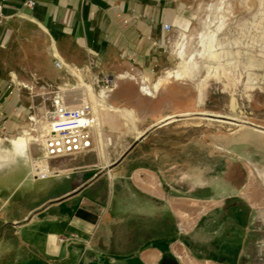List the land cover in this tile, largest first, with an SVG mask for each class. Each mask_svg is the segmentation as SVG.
I'll list each match as a JSON object with an SVG mask.
<instances>
[{"label":"crops","instance_id":"obj_1","mask_svg":"<svg viewBox=\"0 0 264 264\" xmlns=\"http://www.w3.org/2000/svg\"><path fill=\"white\" fill-rule=\"evenodd\" d=\"M28 1L0 0V137L10 142L7 152L14 148L10 137L30 133L28 121L57 87L106 73L170 70L171 36L192 21L196 2ZM124 116H103L114 137L105 155L96 142L90 153L53 161L48 178L36 177L42 155L32 146L29 157L1 159L0 264H186L202 253L209 262L233 255L232 238L218 244L217 231L211 235L226 215L214 213L211 187L202 193L199 150L171 155L163 142H147L160 135L167 115L145 126L147 116L136 112V129L120 122Z\"/></svg>","mask_w":264,"mask_h":264},{"label":"rangeland","instance_id":"obj_2","mask_svg":"<svg viewBox=\"0 0 264 264\" xmlns=\"http://www.w3.org/2000/svg\"><path fill=\"white\" fill-rule=\"evenodd\" d=\"M195 1L192 21L177 27L171 36L176 58L174 66L168 70H174L182 61L175 51L188 36L187 53L195 56L194 62L199 66L194 70L195 79L192 76L180 82L169 80L154 92V96L142 93L141 81H145L153 92L156 83L168 71L122 72L121 75H135L136 81L118 78L110 93H104L103 87L93 83L104 74L85 84L92 86L97 100L103 106H109L110 112H115L112 106L119 107L125 115L120 122L128 128H137L136 112H144L147 116L145 126L158 122L155 117L186 114L163 123L160 135H154L147 142H163L169 146L171 155L178 149L189 155L193 146L199 150L202 193L211 187L216 196L214 213L227 218L217 228L213 227L211 235L217 231L218 244L224 236L232 238L234 246L233 255L226 259L218 256L209 262L204 253H198L201 256L198 262L187 257L186 264H264V180L261 177L264 174V0ZM210 31L215 32L213 51L219 54L218 58L201 55L207 54L209 45L208 40L202 41L201 35ZM208 72L211 77L200 97L199 83ZM120 81H127L128 87L122 90ZM83 85L71 91L77 100ZM131 97L133 103H130ZM233 99L237 103L234 110ZM77 104L73 102V105ZM38 106L40 111L34 115L36 121H28V131L35 138L44 127L47 128L46 113L52 108L50 100H43ZM103 129L104 144L96 137L101 157L108 148L112 149L111 145L107 148L104 145H109L110 140L114 143L108 127ZM13 138L16 137H10ZM7 144L10 142L5 144L0 137V155L8 154L4 151ZM30 146L37 151V156L43 155L42 142L33 141ZM185 171L188 189L193 186L188 180L192 169L187 166ZM245 217L256 220L252 225Z\"/></svg>","mask_w":264,"mask_h":264},{"label":"built area","instance_id":"obj_3","mask_svg":"<svg viewBox=\"0 0 264 264\" xmlns=\"http://www.w3.org/2000/svg\"><path fill=\"white\" fill-rule=\"evenodd\" d=\"M27 5L33 7L35 2L30 0ZM2 10L0 4V15ZM171 28L170 25H165V30L170 31ZM61 65L60 62L57 63L58 67ZM119 77L104 74L93 83L103 87L104 93H110L114 91ZM90 87L93 92L92 86ZM72 90L74 88L57 87L52 94V108L46 113L48 131L42 143L44 153L35 160V174L38 178L52 176L54 173L51 164L57 159H67L93 151L103 116L110 112L109 106H103L99 99L97 102L92 99L88 88L81 91L78 100L71 93ZM73 102L78 104L73 105ZM35 119L31 117L30 120L36 121Z\"/></svg>","mask_w":264,"mask_h":264},{"label":"bare ground","instance_id":"obj_4","mask_svg":"<svg viewBox=\"0 0 264 264\" xmlns=\"http://www.w3.org/2000/svg\"><path fill=\"white\" fill-rule=\"evenodd\" d=\"M202 41L204 42V40H208L209 41V45H208V51L207 54L206 53H201L203 58H218L219 54L215 53V51H213V41L215 40V32L210 31L208 33L203 32L201 35ZM188 36L184 37V40L180 43L179 47L177 48V50L175 51L177 54V57H179L182 61L178 64L177 68H175L174 70L168 71L166 72L165 77L160 78L159 81L156 83V85L154 86V91L152 92L150 90V88L147 86V84L145 83V81H141V91L142 93L148 95V96H154V92H158L160 90L161 87H163L165 85V83L169 80H173L176 82H180V81H184L187 77L195 79V74H194V70L197 69L198 63L194 62V55L190 54L188 55L187 50H188ZM211 77V74L208 72L207 76L201 80V82L199 83V96L201 97L203 94V88L208 86V79ZM125 78H129L132 79L134 81H136V76L132 75V74H122L120 75L119 79H125ZM84 87H82V92L85 91V88H88L90 90V94L92 96V99H94L95 102H97L96 96L94 95V92H92L90 85H87L85 83H83ZM232 109L234 110L236 108V100L233 99L232 102ZM113 110H115L114 113H118L121 112L119 107L116 106H112ZM110 113V112H109ZM181 116H186V114H179V115H167L163 120H161V122L164 123H170L172 121H174L177 117H181ZM107 120L105 118L102 119V124L100 126V128L98 129L97 132V138H98V142L100 144H104V126L105 124H107ZM48 128L44 127L40 132H39V136L38 137H33L30 135V133H27V135L24 136H19L18 138H15L12 140V144L14 145L13 150L8 151V154H6L5 156L0 155V159L1 158H5V159H9L12 157V155L16 156V155H21V156H25V157H29L30 156V144L35 141V142H42L44 141V137L45 134L47 133ZM109 145H112V141L110 140ZM105 147L108 145H104ZM99 149V146H97ZM104 147V148H105ZM97 149V150H98ZM13 158V157H12ZM189 158L186 157V160H188ZM197 160V159H196ZM200 161V160H199ZM261 177L264 180V174H261Z\"/></svg>","mask_w":264,"mask_h":264},{"label":"water","instance_id":"obj_5","mask_svg":"<svg viewBox=\"0 0 264 264\" xmlns=\"http://www.w3.org/2000/svg\"><path fill=\"white\" fill-rule=\"evenodd\" d=\"M93 217L90 218V220H92Z\"/></svg>","mask_w":264,"mask_h":264}]
</instances>
